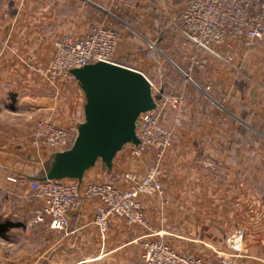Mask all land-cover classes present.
<instances>
[{"label":"crops","instance_id":"crops-1","mask_svg":"<svg viewBox=\"0 0 264 264\" xmlns=\"http://www.w3.org/2000/svg\"><path fill=\"white\" fill-rule=\"evenodd\" d=\"M186 2L0 0V199L7 203L0 207V217L11 226L0 237V264H141L140 244L145 238L161 239L178 254L207 264H219L229 254L236 257L228 264H264V221L253 224L244 217L250 199L264 205V103L260 93H251L244 99L247 108L221 109L205 92H190L185 65L192 53L185 47L191 45L177 29L168 26L166 31L158 14L164 9L173 16ZM117 7L128 19L139 12L142 22L133 33L120 34L117 60L182 103L177 111L165 110L159 120L175 136L161 164L163 196L142 198L145 225H127L113 218L102 240L92 224L90 200L68 216L69 232L49 229L48 219L35 221L41 202L29 191V179L41 174L53 152L35 148L31 140L33 125L40 118L76 128L84 104L76 82L52 88L36 69L46 65L62 36H80L96 26H118ZM148 41L157 47L150 58L143 56ZM165 42H172L169 50ZM163 49L172 53L170 64L161 58ZM233 51L234 66L242 69L248 56L260 57L264 46ZM220 69L227 71L210 61L193 74L202 77L212 72L216 79ZM200 97L209 104L204 101L198 107ZM178 118L182 125H176ZM127 160L123 153L117 154L110 172L97 162L81 181H115L122 171L149 165L148 156L134 161V166ZM9 214L13 220L5 219ZM15 228L24 230V241L8 236ZM237 230L243 235L235 252L226 240Z\"/></svg>","mask_w":264,"mask_h":264},{"label":"built area","instance_id":"built-area-1","mask_svg":"<svg viewBox=\"0 0 264 264\" xmlns=\"http://www.w3.org/2000/svg\"><path fill=\"white\" fill-rule=\"evenodd\" d=\"M172 26L195 50L188 57L189 71L194 66L203 69L210 61L239 71L234 66L233 50L264 46V0H187L182 10L173 14ZM119 43V30L110 26H96L80 36H62L55 42L46 65L37 68L36 73L50 87L57 88L65 82L75 83L68 71L87 64L105 62L127 67L117 60ZM156 51L155 43L148 41L143 56L150 58ZM142 75L152 88L156 108L138 116L139 144L127 145L121 152L129 160L139 161L148 156L149 165L144 170L122 171L115 181L83 184L75 179L40 182L29 179V191L41 202L36 222L48 219L49 229L69 232L68 216L90 200L94 203L92 224L102 240L113 218L127 225H145L142 198L162 196L161 164L174 141L173 131L162 127L159 120L165 110L177 111L182 99L167 95ZM185 78L191 81L186 75ZM261 94L264 103V85ZM75 136V127L59 126L50 117H44L35 121L31 143L35 148L63 152L71 147ZM244 217L253 224L264 221V205L258 199H250ZM242 235V230L233 232L226 240L227 247L238 252ZM140 249L141 264H207L200 258L178 254L161 239L145 238ZM235 257V254L222 257L219 264H228Z\"/></svg>","mask_w":264,"mask_h":264},{"label":"water","instance_id":"water-1","mask_svg":"<svg viewBox=\"0 0 264 264\" xmlns=\"http://www.w3.org/2000/svg\"><path fill=\"white\" fill-rule=\"evenodd\" d=\"M84 96L82 122L71 147L51 155L33 181L75 179L100 162L107 172L127 145L139 144L136 121L155 110L152 88L138 71L96 62L69 70Z\"/></svg>","mask_w":264,"mask_h":264},{"label":"rangeland","instance_id":"rangeland-1","mask_svg":"<svg viewBox=\"0 0 264 264\" xmlns=\"http://www.w3.org/2000/svg\"><path fill=\"white\" fill-rule=\"evenodd\" d=\"M128 1L132 4L138 3L137 5L143 3V0H128ZM114 11H115L114 15L118 19V21H116L118 26H112V24H108L107 26L118 29L120 34L123 31H125V33L130 34L133 30H136V28H139V26H140L139 24L142 23L139 19L140 17L138 16L140 14L139 12L132 13V15H134L135 17H131L130 19H128L125 16L124 11H122L121 7L120 8L117 7V9ZM158 12H159L158 14H161L160 16H161L162 27L164 29H166V31L168 30V32H169L170 29L174 28L172 26L171 14L166 12V10H164V9H162L161 11H158ZM165 19H168V21H166ZM99 25H101V24H99ZM168 26L171 28L169 29ZM125 27L128 28L129 30H125ZM177 41L179 42V44L183 43V41L181 42V40H177ZM171 43L172 42H169V43L165 42V44L167 46V50H169V46H171ZM185 48L187 50H189L190 53H195V50L192 48V46H186ZM171 54L172 53H170L169 51L166 52L163 49V52H161V58L164 61H166L168 64H170V57H172ZM197 54H199V53H197ZM260 54L261 55H260V57H258L257 60L255 59L256 55L254 56L252 54V55L248 56L246 58V62L245 63L243 62V65L241 67L242 69H240L239 71H236L235 69H233L230 66H225L223 64L215 62L220 67H224V69L227 70V71H224L223 69H220L222 71H220L219 76L216 79H215L216 75H214L215 73L213 74L212 72H210V75L208 73H206V75L204 76V74H203L202 77H200L199 74H196V73L193 74L196 71H199V72L203 71L204 68L198 69L194 66L193 69L189 71L188 70L189 62L187 61V65H185L186 66L185 75L188 76L191 81H188L186 78H185V80L190 85V88H191L190 92L191 93L194 92L197 94H201V92H205V94L209 95L214 100L215 103H213V104L216 105L215 107H217V108L233 109L234 106H236L237 108H242V109L247 108V106L245 104L246 102L244 100L245 97L251 93L252 94H257V93L261 94L260 89L264 85V52H260ZM256 61H257V63H256ZM217 70H219V69L217 68ZM181 76L184 79V76L180 74V77ZM233 79H236L235 84L233 83ZM206 87H209V90H206ZM238 95L240 96V98H238ZM237 98L240 99V101H237ZM261 98H262V94H261ZM203 100L205 102H207V100H205V98H203ZM204 101H202V99L200 97L198 100V103H197L198 107L200 106V104H204ZM235 103H236V105H235ZM207 107H208V105H207ZM52 121L54 122L53 119H52ZM56 125H58V124H56ZM176 125L177 126L182 125V120L181 119H179V121L177 120ZM59 126L64 127L65 125H63V124L61 125V123H60ZM66 127L68 128V126H66ZM168 130H170V129H168ZM173 134H174V132H173ZM174 140H175V136H174ZM120 153L122 154L121 151H120ZM120 153H118V154L121 155ZM134 161H136V160H129V159L127 160V162H129L132 166H134V164H133ZM130 169H133V167ZM130 169H127V170H130ZM162 196H163V194H162ZM5 202H6L5 200L0 199V207L3 204H7ZM4 212L7 213V210H4L3 213ZM0 214H1V210H0ZM11 215L12 214L7 215V217L5 216V219L13 220L12 219L13 217ZM1 220H3V219L0 217V223H3ZM17 220L25 222V220L20 219V218H17ZM9 230L10 229H8L5 232L6 234L4 233V235H7V232H9ZM24 233L25 232L23 229L15 228L13 230V233H8V236L12 237L13 240H15V242H21V240L22 241L25 240V239H23L25 236Z\"/></svg>","mask_w":264,"mask_h":264},{"label":"trees","instance_id":"trees-1","mask_svg":"<svg viewBox=\"0 0 264 264\" xmlns=\"http://www.w3.org/2000/svg\"><path fill=\"white\" fill-rule=\"evenodd\" d=\"M10 225L0 223V237L4 236V233L10 228Z\"/></svg>","mask_w":264,"mask_h":264}]
</instances>
